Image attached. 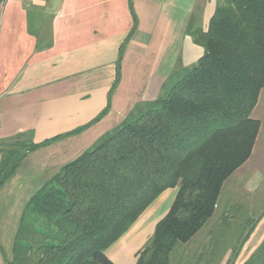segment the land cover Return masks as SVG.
I'll list each match as a JSON object with an SVG mask.
<instances>
[{"label":"trees","instance_id":"16d2710c","mask_svg":"<svg viewBox=\"0 0 264 264\" xmlns=\"http://www.w3.org/2000/svg\"><path fill=\"white\" fill-rule=\"evenodd\" d=\"M186 33L204 55L179 62L156 100L136 105L31 198L9 264H114L107 250L168 189H178L176 199L136 264H235L261 217L231 193L223 205L220 197L261 129L252 113L264 89V0H217L208 29L191 21ZM52 141L34 144L28 134L0 143V187ZM232 223L242 227L235 244L226 235ZM208 224V241L197 239ZM244 264H264V240Z\"/></svg>","mask_w":264,"mask_h":264},{"label":"crops","instance_id":"0c3cea01","mask_svg":"<svg viewBox=\"0 0 264 264\" xmlns=\"http://www.w3.org/2000/svg\"><path fill=\"white\" fill-rule=\"evenodd\" d=\"M129 2L0 0V143L28 134L34 144L54 140L29 153L0 187V264L13 260L15 237L31 198L119 127L136 105L156 100L179 62L189 67L204 55L186 31L191 21L206 31L217 0H132L136 27ZM134 28L111 96L120 48ZM108 106V113L94 122ZM80 128L85 129L70 135ZM262 184L264 174L257 173L247 180L245 201L234 195L252 212L248 199ZM177 193H162L107 250L114 264H136ZM259 216L235 264L248 261L263 242L264 210Z\"/></svg>","mask_w":264,"mask_h":264},{"label":"rangeland","instance_id":"374dc122","mask_svg":"<svg viewBox=\"0 0 264 264\" xmlns=\"http://www.w3.org/2000/svg\"><path fill=\"white\" fill-rule=\"evenodd\" d=\"M199 7H201V5ZM252 118L259 121L261 124V129H260L259 135L256 139L255 146L253 149V154L250 158V161L247 163L246 167H244L242 170H240L242 168L241 167L239 169L240 171L237 170L232 175L233 176L232 179H230L227 182L226 190L225 191L223 190V192L221 194L222 197H220L222 205H223V202L227 196L226 194L230 193V191H231L232 195L237 194L243 201H245V198H248L247 197V191L245 190V185L247 183V180L250 181L257 173H263L264 174V89L261 91L258 104L255 107V109L253 110ZM255 194H257V195L253 196L251 201L248 199V203L251 206V210L254 213L255 217H258L260 215V213H262V211L264 210V199H263V197H264V185L263 184L260 187H258V189L255 191ZM256 196H257V198L260 199L259 201L256 200ZM252 206H253V208H252ZM217 214L218 213H216V215ZM216 215H214V216H216ZM210 226L211 225L208 224V227L206 226L201 231V233L199 234L197 239H201L204 242L208 241V236H210V233H209ZM229 227H230L229 232L226 234L227 239L230 242H233L235 244L236 239L241 236L240 230L242 227L240 226V224L236 226L234 223H232L231 226H229ZM213 237H214V235H213Z\"/></svg>","mask_w":264,"mask_h":264}]
</instances>
